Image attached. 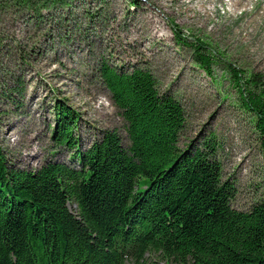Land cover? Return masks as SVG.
Here are the masks:
<instances>
[{
	"label": "rangeland",
	"instance_id": "obj_1",
	"mask_svg": "<svg viewBox=\"0 0 264 264\" xmlns=\"http://www.w3.org/2000/svg\"><path fill=\"white\" fill-rule=\"evenodd\" d=\"M40 1L0 0V144L15 167L70 163L51 138L56 101L78 114L80 149L106 131L128 145L99 77L104 63L148 71L159 94L180 104L182 149L213 140L223 179L235 188L233 209L264 203V153L233 78L240 74L243 93L253 83L264 91V0H66L69 8L50 2L36 14ZM198 51L210 56L209 73ZM139 264L173 263L147 254Z\"/></svg>",
	"mask_w": 264,
	"mask_h": 264
},
{
	"label": "trees",
	"instance_id": "obj_2",
	"mask_svg": "<svg viewBox=\"0 0 264 264\" xmlns=\"http://www.w3.org/2000/svg\"><path fill=\"white\" fill-rule=\"evenodd\" d=\"M40 2L36 14L50 2L71 6ZM198 52L209 73L210 56ZM98 72L128 145L106 131L80 149L78 114L59 101L51 138L69 152V164L21 170L0 144V264H139L147 254L173 264H264V203L245 212L231 207L235 188L223 179L213 140L179 146L184 111L159 94L148 71L103 63ZM233 78L264 153V91L253 83L243 93L240 74Z\"/></svg>",
	"mask_w": 264,
	"mask_h": 264
}]
</instances>
